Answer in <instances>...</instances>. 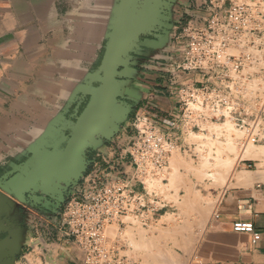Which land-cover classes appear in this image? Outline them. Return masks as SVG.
I'll list each match as a JSON object with an SVG mask.
<instances>
[{"label": "crops", "instance_id": "obj_1", "mask_svg": "<svg viewBox=\"0 0 264 264\" xmlns=\"http://www.w3.org/2000/svg\"><path fill=\"white\" fill-rule=\"evenodd\" d=\"M181 2L188 6L186 0ZM116 3L0 0V200L10 198L4 188L15 197L24 195L32 175L44 167L36 163V168L29 167L16 176L8 174L18 165L16 159L30 156V150L48 138L51 126L65 119L67 104L79 85L76 80L89 75L99 61V49L107 33L105 23L111 22ZM187 14L205 16L200 11ZM128 59L118 77L123 86L122 99L127 104L147 100L160 115H174L177 106L168 90L149 91L142 84V69L130 68ZM258 158L264 155L241 160L252 162ZM238 174L244 176L230 179L225 187L213 190V195L204 188L190 187L186 178L175 175L179 194L188 193L181 209L176 207V216L180 213L181 220L176 227L162 225L165 231L156 233L149 242L174 257L175 264H264V169H241ZM201 193L216 201L213 212L197 197ZM173 209L170 204L161 220ZM0 213L4 211L0 209ZM238 221L252 223L258 238L234 232L232 225ZM10 240L8 258L14 259L13 264H36L37 258L30 262L25 256L19 233L11 231ZM68 256L61 254L56 264H71ZM38 260L40 264L54 261L45 256Z\"/></svg>", "mask_w": 264, "mask_h": 264}, {"label": "built area", "instance_id": "obj_2", "mask_svg": "<svg viewBox=\"0 0 264 264\" xmlns=\"http://www.w3.org/2000/svg\"><path fill=\"white\" fill-rule=\"evenodd\" d=\"M194 4L193 11L205 16H190L179 25L177 58L167 69L175 114L138 113L131 137L121 141L117 136L105 151H93L86 172L55 215L52 236L36 240L32 254L57 262L69 253L71 264H140L122 254L119 236L129 226L157 225L171 204L164 186L180 137L229 121L242 135L241 148L264 141V51L256 44L264 36V0ZM241 45L243 52L230 51ZM253 79L262 82L250 94ZM110 227L116 228L114 236ZM232 230L259 236L250 222H235Z\"/></svg>", "mask_w": 264, "mask_h": 264}, {"label": "water", "instance_id": "obj_3", "mask_svg": "<svg viewBox=\"0 0 264 264\" xmlns=\"http://www.w3.org/2000/svg\"><path fill=\"white\" fill-rule=\"evenodd\" d=\"M160 5V0H117L99 64L80 92L82 102L87 99L82 111L77 115L80 102L73 122L55 128L54 134L47 133L48 141L36 143L30 156L8 172L10 176H16L29 167L36 168V163L44 165L32 175L24 195L29 191L40 200H51L61 196L68 187L73 189L87 170L88 153L95 150L96 143L101 144L112 137L114 128L130 107L121 102L123 86L119 72L126 66L128 55L140 37L156 32ZM44 147L48 149L43 150ZM24 195L16 198L24 201ZM8 203L0 200V209L4 211L0 213V235L6 234L0 239V264L14 263V259L8 258L12 249L11 231L4 217ZM48 263L56 264L55 261Z\"/></svg>", "mask_w": 264, "mask_h": 264}, {"label": "rangeland", "instance_id": "obj_4", "mask_svg": "<svg viewBox=\"0 0 264 264\" xmlns=\"http://www.w3.org/2000/svg\"><path fill=\"white\" fill-rule=\"evenodd\" d=\"M189 17L190 16H188L185 20H187ZM179 22H181V21L177 20L176 25H178ZM109 29H110V21L105 23V32H108ZM257 39L259 40V42L258 43L256 42V44H259V46L261 45L259 48L260 49L262 48V50L264 51V36L259 37ZM172 42H173V40H172ZM143 44L145 46H147L148 48L151 47L148 42H144ZM104 45H105V40L101 44L100 49H99V56L100 57L103 53ZM135 48L133 49V52L136 51ZM244 48H243V50H244ZM250 52H251V50H250ZM256 52H258V51H256ZM158 53L159 52H157L153 48L147 52V55H148V58H151V57L153 58ZM258 54H261V53L258 52ZM154 71H155L154 64H153V68L148 69V71H143V75L141 76L142 80H143L142 84L146 85L149 91H152V92L153 91H163V92L167 93L166 88H164V87L160 88V87L154 86L156 83L158 84V82H156V79L160 78V76H159L160 73H162V74L164 73V75L165 74L167 75V72L156 73V74H158L156 76V74L154 75V73H155ZM93 72H94V70L92 69L90 74ZM248 72L250 73L252 71L249 70ZM89 75L84 76L82 79H80V81H79V79L76 80V83L79 82L78 83L79 85L77 86L76 92L73 95L71 102H69L67 104L65 119L60 124V126H51L50 132H54L53 130L55 128H59L61 126L65 127V126H68L69 123L73 122V120H74L73 118L76 115L75 114L76 107L78 106L79 102L82 101L81 93H80L81 89L87 83ZM168 95H169V93H168ZM146 102H148V101L147 100H143L140 102L137 101L136 103H133V104H127V102H122V103H125L126 105L130 106L128 108L127 113L122 117L120 122L114 128L115 130L112 132V133H114L112 135V137L108 141L103 142V144L102 143L100 144L99 142L96 143L94 146V149L95 150H105L109 141L115 140L117 136L120 137L119 139L121 141H123V139H127L128 137H131L133 135V130L131 128V124H132L133 119L135 118V116L138 113L141 114L143 112H148L150 114L156 113V114L160 115L159 112L152 110V107L150 106V104H148ZM222 122H224V121L213 123V125L219 124ZM208 126L210 127L212 125L210 124ZM208 126L206 127L205 130L195 131V132H192V133L186 134V135L184 134L182 137H180L179 145L181 146V148L174 151L172 154V157L170 158L169 168H168V173H167V183L164 186V190H165L164 193H165V197L167 198V200H169L171 202L172 206H174L175 209L169 211L170 214L168 216H166L165 218H163L162 220L160 218V221L158 222L157 225L146 227V228L137 227V226L126 227L122 231V235L124 237L122 235L119 236L120 244L124 246L122 248V254L123 255L127 256L128 258L132 259L133 261L141 262V264H175L174 257H172L170 254L162 253L159 248L156 249L154 247V245L152 246L151 242H149V238L152 239V237H154V235L156 233H158L160 235L161 231H165L164 229H162V225H164L166 223L169 226L173 225L174 227H176V226H178V222L181 220L180 219V213H179V216H176V213H177L176 207H178L177 209H181L182 203H183L184 199L186 198V196L188 195V193H186L185 196H182L181 194H179V190L176 187V185L174 184V176L175 175H177L178 177H181V178H183V177L186 178V181L190 185V187L204 188L206 191L209 190V193H211V195H213V190H217V189L225 187L226 183L230 179L236 178L237 177L236 174H238L239 170H241V169L242 170H244V169L245 170L246 169L247 170H252V169L262 170V169H264V158H261V159L258 158L257 160L252 161V162H244V161H240L242 158L238 159V158L232 157L236 160L235 170L230 171L231 173L228 172L229 175H227V176L224 175V177H225L224 182L220 181L219 179L216 180L214 178H206V175H204V174H206V173L207 174H215L217 171V169L215 167H210V168L206 167L207 168L206 170L202 169L201 164H200L203 161V157H205L204 155L206 153L208 154V149L210 147L207 145L208 138H206V136L209 135L208 129H207V128H209ZM234 130L236 132H238V134H240V132L237 131L235 129V127H234ZM188 136H189V138H188ZM239 136H241V135H239ZM238 139H239L238 142L240 144L241 138L239 137ZM263 144H264V142H260L259 144L254 145V147L262 146ZM215 148H216V146L212 147V149H215ZM239 148L241 149V145H239ZM238 151H239V149H238ZM212 154L215 155V150H213ZM25 159L26 158H18V159H16V162L18 163V162H21L22 160H25ZM237 162H238V164H237ZM11 163H13V162L11 161ZM249 165L251 167L246 168ZM179 172H181L182 174H180ZM199 172H201L202 174H200ZM32 186H33V183L31 185V187ZM6 190H7V192L10 193V195H9L10 198L8 200L9 203H8L7 208H6V212L4 214V217L6 219H8L9 222L11 221L12 224H13V221L17 220V217L19 218V220L21 222V229L19 231L17 229L16 230L10 229V231H12V233L14 232V234H17L16 232H18L19 237H22V241L24 244L23 248L26 249V250H24V252H25V256H27V259L30 262H35V261H33V259L37 258L36 264H40L37 255H34L31 252V247L35 245L34 239L32 240V236L34 234L33 228H32V226H33L32 221H33L34 217L37 219L41 218L42 220H47V221L49 219L50 225L48 228L52 231L53 226L55 225L54 224L55 215H56L54 213L55 211H51L50 208L48 209V207H46L49 204V199L48 200H40L37 197H35V195H33L32 193H30L28 191L24 195V201L23 200L20 201L11 193L10 189H6ZM71 191H72V186L68 187L67 190L63 193H65L68 197ZM171 191H174L173 195L170 194ZM197 195H198L197 197L200 199L201 202L206 203L208 210H210L211 212H213L215 210L216 201L214 199L209 200L203 194H202V196L199 194H197ZM21 198H22V196H21ZM37 201H40V202L38 203ZM164 211H165V209L162 211L161 217H162V214ZM111 230L116 231V228L110 227L109 231L111 232ZM130 231H132V233ZM126 232L131 233V234H133V233L135 234L133 236V239H132L133 248L129 245L130 240L128 239L129 236H127L128 233H126ZM140 237L141 238L143 237L142 238L143 240ZM134 240H136V241H134ZM41 241H44V238H41ZM136 242L143 244L142 246H144V247L138 248L137 246L139 243L136 244ZM134 244H136L137 246ZM145 245L146 246L149 245L147 247L149 250L147 248H145L146 247ZM145 249H147V250H145ZM158 250L161 253L158 252ZM149 253H151V254H149ZM157 253H158V255L159 254L160 255L158 256ZM156 255H157V257H156ZM161 259H163V260L161 261Z\"/></svg>", "mask_w": 264, "mask_h": 264}, {"label": "flooded vegetation", "instance_id": "obj_5", "mask_svg": "<svg viewBox=\"0 0 264 264\" xmlns=\"http://www.w3.org/2000/svg\"><path fill=\"white\" fill-rule=\"evenodd\" d=\"M180 1H183V0H160V4H161L160 5V17L158 20V26H157L156 32H154L153 35H150L147 37H140L139 41L135 45L136 48L134 47L136 51L130 52L128 55L129 56L128 61H129L130 68L140 69V70L142 69V71H148V69L153 68V64H154V67H155L154 75L159 72H167V68L170 62L174 60L175 58H177V51H176L177 47L174 41L175 33L177 32L179 25L189 16L187 14V11H193L195 7L194 6L195 0H186V3L188 4V6L182 5V2L180 3ZM175 15L176 17H174V20H173L172 17ZM177 20L181 21L178 23V25H176ZM144 42H148L151 47L148 48L147 46H145L143 44ZM153 48L159 53L153 58L152 57L148 58L147 52ZM98 64H99V61L94 66L93 68L94 71L96 70ZM157 75L158 74H156V76ZM159 76L160 78L156 79V82H158V84L156 83L154 86L160 87V88L164 87L167 90V86L169 87L170 85V78L168 77V75L166 74L164 75V73L163 74L160 73ZM86 100L87 99H84L83 102L81 101L82 103L78 107L77 115L82 111L83 107L85 106ZM121 102H126V101L121 99ZM106 149L107 147L105 148V150ZM92 154H93V151H90L88 153V157H87L88 161L91 159ZM22 162H24V160H22L21 162H18V164ZM8 178H10V176ZM8 178L6 179V181L8 180ZM66 198H67V195L65 193H63L61 196H56L54 199L49 200V204L46 207H48V209L50 208L51 211H55L54 213L56 214L60 212ZM6 220H7L9 229L11 230L17 229L18 231L21 229V222L18 217L16 221H13V224L11 223V221L9 222L8 219ZM49 221L50 220L48 221L42 220L41 218H38V220L35 217L33 218L32 228H33L34 234L32 236V240L34 239L35 243H36V240L41 241V238H44V240H47L49 237L52 236L54 232V228L52 229V231L48 228L50 225ZM5 236L6 234L0 235V239H3Z\"/></svg>", "mask_w": 264, "mask_h": 264}, {"label": "bare ground", "instance_id": "obj_6", "mask_svg": "<svg viewBox=\"0 0 264 264\" xmlns=\"http://www.w3.org/2000/svg\"><path fill=\"white\" fill-rule=\"evenodd\" d=\"M243 48L244 47L241 45L239 47L231 48L230 51H232V53H235V54L237 53L238 54V53L244 51ZM251 53L254 54V55H258V56L260 55V54H258V52H255L254 50H251ZM263 65H264V62H263ZM261 82H262V80L260 81L259 79H258V83H257L256 79H253L252 81H250L248 83L249 93L250 94L254 93V91L258 88V86L261 85ZM211 125L212 126H210V127L208 126L209 128H207L209 137L206 136V138H208L207 145L210 146V147L208 149V154L206 153L204 155L205 157H203V161L200 164H201V168L202 169L206 170L207 169L206 167H209V168L210 167H215L217 169V171H216L215 174H207V173L204 174L203 173L204 175H206V178H214L216 180L219 179L220 181L224 182V178H225L224 175L227 176V175H229V173H231L230 171L235 170L236 160L234 158L250 159V158H257V157H260V156L264 155V144L262 146H257V147H254V145L249 144V145H247V146H245V147L240 149L239 148L240 144L238 142V140H239L238 138L239 137L241 138L242 135L238 134V132H236L234 130V125H232V123H230L229 121H224V122L219 123V124H214V125L211 124ZM239 135H241V136H239ZM263 135H264V127H263ZM188 138H189V136H188ZM213 146H216V148L212 149ZM238 149H239V151H238ZM213 150H215V155L212 154ZM232 157H234V158H232ZM240 161H242V160H240ZM243 161H246V160H243ZM238 162H237V164H238ZM199 173L202 174L201 172H199ZM236 176H237V178H239V177L242 178L244 176V174L243 175L236 174ZM130 232L132 233V231H130ZM109 233H110V235L114 236V234H116V231L111 230V232L109 231ZM126 233H128V232H126ZM131 233H128L127 236H129V238L128 237L127 238L130 240V241L128 240L129 241V245L133 248L132 239H133V236L135 234L134 233L131 234ZM134 241H136V240H134ZM137 243H139V242H136V244ZM136 244H134V245H136ZM142 245L143 244L139 243L138 246L137 245L136 246L138 248L144 247ZM148 246L149 245H147L145 248H147ZM147 249H145V250H147ZM160 251L158 250V252H160ZM163 251H164V249H163ZM149 254H151V253H149ZM68 255H69V253H68ZM157 255H158V253H157ZM157 255H156V257H157ZM162 260L163 259H161V261Z\"/></svg>", "mask_w": 264, "mask_h": 264}, {"label": "trees", "instance_id": "obj_7", "mask_svg": "<svg viewBox=\"0 0 264 264\" xmlns=\"http://www.w3.org/2000/svg\"><path fill=\"white\" fill-rule=\"evenodd\" d=\"M85 104V103H84Z\"/></svg>", "mask_w": 264, "mask_h": 264}]
</instances>
